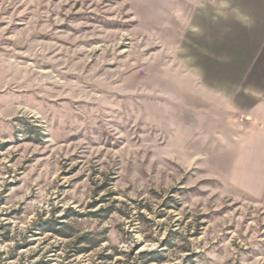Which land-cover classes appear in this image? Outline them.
I'll list each match as a JSON object with an SVG mask.
<instances>
[{"label":"rangeland","instance_id":"rangeland-1","mask_svg":"<svg viewBox=\"0 0 264 264\" xmlns=\"http://www.w3.org/2000/svg\"><path fill=\"white\" fill-rule=\"evenodd\" d=\"M144 1L0 0V264H264Z\"/></svg>","mask_w":264,"mask_h":264},{"label":"crops","instance_id":"crops-1","mask_svg":"<svg viewBox=\"0 0 264 264\" xmlns=\"http://www.w3.org/2000/svg\"><path fill=\"white\" fill-rule=\"evenodd\" d=\"M143 3L147 15L162 13L165 29L179 36L184 80L177 107L201 140L222 151L219 180L264 199V0Z\"/></svg>","mask_w":264,"mask_h":264},{"label":"trees","instance_id":"trees-1","mask_svg":"<svg viewBox=\"0 0 264 264\" xmlns=\"http://www.w3.org/2000/svg\"><path fill=\"white\" fill-rule=\"evenodd\" d=\"M59 233H63V232H59Z\"/></svg>","mask_w":264,"mask_h":264}]
</instances>
